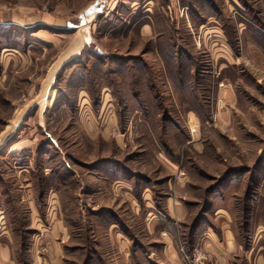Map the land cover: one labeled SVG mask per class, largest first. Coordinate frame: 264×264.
<instances>
[{"label": "rangeland", "instance_id": "rangeland-1", "mask_svg": "<svg viewBox=\"0 0 264 264\" xmlns=\"http://www.w3.org/2000/svg\"><path fill=\"white\" fill-rule=\"evenodd\" d=\"M194 246L264 264V0H0V264Z\"/></svg>", "mask_w": 264, "mask_h": 264}, {"label": "built area", "instance_id": "built-area-1", "mask_svg": "<svg viewBox=\"0 0 264 264\" xmlns=\"http://www.w3.org/2000/svg\"><path fill=\"white\" fill-rule=\"evenodd\" d=\"M188 259V256H186ZM206 259L205 253L199 246H194L191 252V258H189L190 264H203Z\"/></svg>", "mask_w": 264, "mask_h": 264}, {"label": "crops", "instance_id": "crops-1", "mask_svg": "<svg viewBox=\"0 0 264 264\" xmlns=\"http://www.w3.org/2000/svg\"><path fill=\"white\" fill-rule=\"evenodd\" d=\"M178 207H179V206H178ZM178 207H177V208H178ZM171 211H172L171 213H173V212H174V213H177L178 211H180V209L178 208V209L175 210V211H173V210H171ZM168 243H170V239H168ZM169 245H170V244H169ZM167 248L172 252V249H171L170 246L167 245V246H166V249H167ZM168 249H167V250H168Z\"/></svg>", "mask_w": 264, "mask_h": 264}]
</instances>
